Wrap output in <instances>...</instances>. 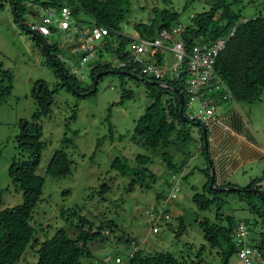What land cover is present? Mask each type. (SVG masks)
<instances>
[{
	"label": "rangeland",
	"instance_id": "obj_1",
	"mask_svg": "<svg viewBox=\"0 0 264 264\" xmlns=\"http://www.w3.org/2000/svg\"><path fill=\"white\" fill-rule=\"evenodd\" d=\"M191 1L130 0L129 12L120 23V33L139 37L137 25L158 26L161 14L166 11L177 13L178 20L174 26L181 25L185 29L191 24L193 15L209 10L204 1ZM239 1L234 8H242L244 18L264 17V0ZM0 3L3 5L0 12V64L12 80L9 83L8 79L0 76V89L11 85L10 95L0 107V212L23 203V192L9 175V169L14 161H27L31 157L28 151L19 148L20 122L31 121L36 113L38 102L33 91L38 89L36 84L42 82L48 90L57 91L52 94L50 115L40 122V143L43 147L37 175L44 178L45 184L31 220L36 231L35 237L43 242L53 237L59 229H65L71 236L75 235L82 224L79 219L81 215L87 218L94 229L103 220L113 219L119 230L114 233L102 232L98 238L90 241L86 248L90 250L91 257H84L83 264H129L130 254L134 253L133 246L136 245L144 254L167 252L187 264H222L216 251L212 252L207 246L201 226V221L205 219L211 224L219 221L217 206L201 210L193 201L194 196L202 193L209 182L208 163L199 148L201 141L198 128H193L192 138L183 143V148H149L133 136L138 119L153 102L143 82L138 84L127 77L109 74L103 76L95 86L97 93L86 98H80L64 87L59 88L62 79L48 64V54L42 52L32 34L27 31L31 24L42 22L43 14L36 12L37 15H34L27 10L23 16L25 30L16 22L10 0H0ZM80 18L82 23L77 25H83L86 34L93 27V21L87 15H81ZM75 23L74 19L72 27ZM51 32L52 35L42 37L55 45L64 43L62 30L51 29ZM95 44L102 50L91 59L70 53L67 44L55 51L65 69L77 78L83 88L95 82L91 76L92 66L113 65L112 55L106 47L100 41ZM173 63L172 55L165 51L162 64L170 66ZM124 90L131 91L133 97L122 102ZM169 98L165 96L163 103ZM230 103L241 111L246 121L260 134V130L264 129V94L260 101L253 104ZM231 105L228 104V107ZM221 106L218 112L225 108V105ZM64 137L69 140L66 144L62 143ZM59 149L68 154L72 173L53 178L47 174V167ZM164 152L170 156L165 158ZM138 156L149 158V163L137 166ZM117 158L123 159L131 168L146 170L140 175L123 176L112 167ZM169 159L175 166L184 169L185 175L179 198L165 205L169 199L170 186L175 184L172 171L165 163ZM252 175L256 179L258 173ZM234 182L237 181L233 180L229 185L237 186ZM222 199L224 206L221 211L232 215L236 221L246 222L250 227L249 240L256 245L257 235L263 231L261 221L251 214L235 192L222 196ZM162 208L170 213L171 219L162 220L157 225L149 212L156 213ZM75 210L80 213L74 214ZM223 221L220 223L224 224ZM126 238L133 239V243L127 245ZM37 247L26 248L17 264H36L39 259ZM107 257L111 259L109 263L104 262ZM229 264L242 263L235 255Z\"/></svg>",
	"mask_w": 264,
	"mask_h": 264
},
{
	"label": "trees",
	"instance_id": "obj_2",
	"mask_svg": "<svg viewBox=\"0 0 264 264\" xmlns=\"http://www.w3.org/2000/svg\"><path fill=\"white\" fill-rule=\"evenodd\" d=\"M199 1L192 0L191 2ZM208 6L209 10L203 13L195 14L191 18V24L185 28L182 34L186 48L190 49L197 43H213L219 38L226 37L236 27L235 33L226 43L224 50L220 53L217 64L216 74L219 80L227 87L230 93V99L223 100L220 105L230 102L236 104H253L260 101L264 94V17L255 16L249 18L248 22H241L244 18L242 8L235 9L239 0H201ZM15 14L16 22L23 24V16L30 10L35 14V7L59 8L68 6L76 22H81V15H87L92 19L93 25L105 26L110 30L109 35L103 41V46L110 52L112 58H118L121 61L129 62L130 55L127 51L128 45L134 41L132 37L120 33V23L125 19L129 12L130 0H10ZM14 6L16 9L14 10ZM3 5L0 3V12ZM17 13V16H16ZM160 25L139 24L136 26L138 36L145 40H153L163 29H171L177 22V13L169 11L161 14ZM27 30V29H25ZM32 34L33 40L39 45L42 52L47 57L48 64L55 70L56 74L62 79V85L66 90H71L80 98L97 93L95 84L83 88L76 77L67 71L56 56L55 51L59 50L58 45L49 44L42 35L27 30ZM99 48V53H100ZM163 54L157 52L151 57L156 64L162 65ZM92 80L101 71L114 70L120 77H127L132 81L144 83L149 89L148 97L153 102L148 106L146 112L138 119L134 129L133 136L143 141L146 146L153 149L170 148L171 146H180L189 142L192 136L193 128H198L201 141V152L205 156L209 168V182L202 193H197L193 201L201 210H208L211 206H217V223H210L206 219L201 221L204 232V238L210 250L216 251L222 264H229L230 259L237 255V246L235 241L236 228L239 222L232 215L224 214V201L222 196L230 195L231 192H215L208 186L211 181V157L208 149L207 126L203 123L185 121L180 113L185 114L186 93L184 88L175 81L167 80V84L184 95V104L181 105L179 94L172 89L157 87L151 84V79L141 75L137 65L128 63L126 68L118 69L113 65L92 66ZM0 76L8 79L11 83V75L2 70L0 64ZM137 76L140 79H134ZM100 78L99 81L102 80ZM162 83V82H161ZM98 84V83H97ZM38 89H34L33 96L37 99L38 109L31 121L21 120L20 135L18 137L19 148L22 151H28L31 155L27 161H14L9 169V175L14 182L21 188L23 194V203L17 206L8 207L0 212V264H17L28 247H37L39 256L36 264H83L84 257H91V252L86 248L90 241L98 238L102 232L114 233L119 227L113 219H106L94 229L84 216H79L81 226L78 227L77 234L69 235L65 229H59L53 237L40 242L36 237V231L31 225L33 211L43 194L45 180L37 175V168L40 164V155L42 149L41 137L42 127L40 122L51 113L53 105L52 94L57 91L48 90L47 86L39 82L36 84ZM58 88V89H59ZM11 85L0 89V107L10 95ZM169 96V101L163 103L162 99ZM221 96V95H220ZM133 97L132 92L124 90L122 102ZM228 100V101H227ZM218 106V107H219ZM218 109V108H217ZM76 115L74 114L73 119ZM69 140L64 137L62 143H68ZM180 142V144H179ZM184 150V149H183ZM164 157L170 156L164 152ZM149 163V158L138 156L136 158L137 166H143ZM172 175L183 171L173 162L165 160ZM120 171L123 176L140 175L146 169L142 170L131 168L120 158H117L112 166ZM72 173L71 161L68 154L63 150H57L51 162L47 167V174L53 178H60ZM135 182V181H134ZM172 186H170L171 188ZM227 187L232 185L227 184ZM239 189L235 192L241 202L247 205L248 210L263 225L261 241L257 244L262 258L264 260V203L262 199L251 189H258L264 193V173L263 176L253 179L246 187L234 186ZM106 190L108 189L105 188ZM233 193V192H232ZM79 210L74 214L78 215ZM224 220V221H223ZM223 221V223H220ZM183 226V225H181ZM122 239V238H118ZM133 239L126 238L125 243L131 245ZM251 242V240H250ZM252 245H254L251 242ZM138 247V245H136ZM135 247V246H133ZM129 264H187L186 261L176 258L173 254L159 252L155 254H144L138 247L134 255L130 256ZM195 264V262H194ZM197 264H202L198 262Z\"/></svg>",
	"mask_w": 264,
	"mask_h": 264
},
{
	"label": "built area",
	"instance_id": "obj_3",
	"mask_svg": "<svg viewBox=\"0 0 264 264\" xmlns=\"http://www.w3.org/2000/svg\"><path fill=\"white\" fill-rule=\"evenodd\" d=\"M36 12L43 14L42 22L30 25V30L40 35H52L51 29L62 30L65 37L63 44L59 43L58 49L69 45V52L74 55H84L85 59L95 58L98 53V45L95 42L103 43L109 35L110 30L105 26H95L84 33L83 25L72 27L74 17L68 6L57 8L35 7ZM35 12L34 15H37ZM249 18L241 22H248ZM76 31L74 34L73 31ZM185 29L181 26H174L171 29H163L159 35L153 40H145L140 37H132V41L127 51L130 55L128 63L137 65L141 75L157 82L167 84V80L178 82L186 92L185 116L189 121L207 124L217 111L219 104L226 99H230L231 95L227 87L219 80L216 74V64L220 53L224 50L226 43L236 27L226 37H222L213 43H197L192 48L187 49L183 38ZM61 36V33H58ZM53 44L52 41H48ZM100 48V47H99ZM169 51L174 59V63L170 66L156 64L151 61V57L157 52ZM115 68L124 69L127 62L118 58H112ZM92 69V68H91ZM221 95V96H220ZM184 171L173 174L172 179L175 184L170 188L169 199L172 202L179 197L181 192V182L184 178ZM154 219L155 224H159L162 220H170L171 215L162 208L155 212H149ZM250 227L244 221L238 223L235 233V241L237 246V258L242 264H255L257 261H263L259 249L252 245L249 240ZM138 247H134V252ZM134 253L130 254L132 257ZM110 257L104 262L109 263Z\"/></svg>",
	"mask_w": 264,
	"mask_h": 264
},
{
	"label": "crops",
	"instance_id": "obj_4",
	"mask_svg": "<svg viewBox=\"0 0 264 264\" xmlns=\"http://www.w3.org/2000/svg\"><path fill=\"white\" fill-rule=\"evenodd\" d=\"M228 104H224L225 108L220 112L217 109L206 124L210 164L215 170V181L219 187H227L233 180L237 181L234 182L237 186L246 187L254 179L253 173H258L256 178L264 173V129L259 134L234 104L230 107ZM257 125L260 126L259 123ZM261 234L257 235L256 245L261 241ZM257 262L255 264H264V260Z\"/></svg>",
	"mask_w": 264,
	"mask_h": 264
},
{
	"label": "water",
	"instance_id": "obj_5",
	"mask_svg": "<svg viewBox=\"0 0 264 264\" xmlns=\"http://www.w3.org/2000/svg\"><path fill=\"white\" fill-rule=\"evenodd\" d=\"M16 9V6H14V10ZM16 16H17V13H16ZM23 24L20 23V26L22 27ZM118 72L114 71V70H110V71H101L99 72L96 76H95V86H97V83L99 82L100 78L103 77V76H107L109 74H116ZM134 79H140L139 77L137 76H133ZM152 85L154 86H157V87H165V88H168V89H172L173 91L177 92L178 90L174 89V88H171L168 84L166 83H161V82H157V81H154V82H151ZM179 94V98H180V102H181V105L184 104V95L177 92ZM181 117L185 120V121H188L186 116L183 115V113L181 112L180 113ZM210 167H211V182H210V189L212 191H215V192H224V191H229V192H238L239 189L238 188H235V187H230V188H227V187H219L218 185H216V181H215V170L214 168L212 167V165L210 164ZM251 193H254L256 194L257 196H259L263 203H264V193H262L260 190L258 189H251L250 190Z\"/></svg>",
	"mask_w": 264,
	"mask_h": 264
},
{
	"label": "bare ground",
	"instance_id": "obj_6",
	"mask_svg": "<svg viewBox=\"0 0 264 264\" xmlns=\"http://www.w3.org/2000/svg\"><path fill=\"white\" fill-rule=\"evenodd\" d=\"M242 20H244V19H242ZM185 32V31H184ZM133 39V38H132ZM198 42H200V41H198ZM202 43V42H201ZM204 43V42H203ZM194 46V45H193ZM168 89V88H167ZM186 93V92H185ZM228 101V100H227Z\"/></svg>",
	"mask_w": 264,
	"mask_h": 264
}]
</instances>
